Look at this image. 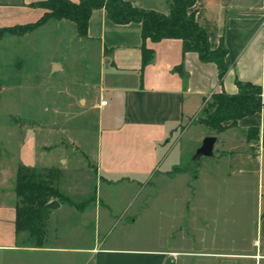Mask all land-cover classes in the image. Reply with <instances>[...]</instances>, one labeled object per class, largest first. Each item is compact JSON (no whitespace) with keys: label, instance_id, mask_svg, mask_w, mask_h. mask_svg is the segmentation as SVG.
Here are the masks:
<instances>
[{"label":"crops","instance_id":"obj_1","mask_svg":"<svg viewBox=\"0 0 264 264\" xmlns=\"http://www.w3.org/2000/svg\"><path fill=\"white\" fill-rule=\"evenodd\" d=\"M44 1L47 0H0V29L36 22L44 13L36 4ZM125 1L136 8L169 13L170 0ZM194 9L195 20L207 34L210 49H217L221 40L226 48L227 72L222 84L218 81L217 65L201 62L193 52L183 54L178 39L146 40L145 46L153 56L143 68L140 24L117 25L108 19L105 10L92 12L86 37L78 35L80 51L85 49L84 54L88 55L90 49L100 56L99 92L107 105L101 107L99 98L80 101L84 102L83 115L92 118L98 134L97 148L88 155L96 178V192L90 203L79 210L70 207L68 212L76 214L81 225H90L97 233L96 239L80 249L49 244L46 239L41 248L19 244V235L15 233V172L0 171V250L75 251L87 255V264L264 262V112L241 118L235 127L225 123L227 127L219 134L197 123L201 128L200 137L195 139L197 144L206 136L217 139L213 157L201 161L192 177L186 172L159 175L160 181L169 184L183 178V187L190 191L185 196L144 194V206H138L140 194L119 196L110 191L118 185L135 189L142 177L155 178L154 172L161 165H169L176 154L175 150L168 152V137L179 126L201 118L203 105L212 94L222 91L235 94L236 80L259 85L264 93V0H197ZM30 16L36 20H24ZM16 18L24 22L13 24ZM8 20L12 22L9 24ZM56 69L52 67V71ZM253 127L259 129V137L247 140L246 131ZM25 147L22 142L18 152L22 166L34 170L54 168L53 162L45 159L49 152L43 151L49 147L40 151L35 145L30 149ZM61 163L65 165L66 160L62 159ZM215 178L235 183L240 191L239 200H246L252 191L256 193L255 222L249 225L248 240L242 235L246 227L229 218L217 224L198 219L195 210L198 187L204 179ZM104 188L108 191L103 192ZM168 196L172 197L170 202H162ZM63 206L59 204L53 218ZM141 218L150 235L137 242L128 231ZM119 228L120 234H114ZM248 246L249 250L245 249Z\"/></svg>","mask_w":264,"mask_h":264},{"label":"rangeland","instance_id":"obj_2","mask_svg":"<svg viewBox=\"0 0 264 264\" xmlns=\"http://www.w3.org/2000/svg\"><path fill=\"white\" fill-rule=\"evenodd\" d=\"M14 20L13 24L24 22ZM24 20L33 22L36 17ZM80 43L74 23L59 24L54 19L24 36L6 32L0 35V171L15 172L16 178L18 170L24 167L18 162L22 142L28 149L35 145L37 151L49 147L43 151L49 152V158L45 159L53 162L54 168L29 169L39 176L52 177L53 186L62 197L53 201L64 205L54 218L55 210L49 211L45 239L49 244L72 249L90 246L97 236L90 225H81L80 218L68 212L70 207L79 210L78 204L82 207L90 203L96 192V178L88 155L97 148L98 134L92 118L86 119L83 115L84 102L80 101L102 100L99 92L102 84L97 71L102 61L90 49L88 55L84 54L85 49L80 51ZM53 66L57 69L52 71ZM201 118L181 125L171 133L168 152L175 150L176 155L169 165H161L154 172L155 178L142 177L135 189L118 185L110 191L119 196L122 193L140 194L138 206H144V194L163 193L174 198L189 193L183 187V178L169 184L160 181L159 175L175 176L186 172L192 177L197 173L199 163L211 158L203 157L197 163L191 161L192 154L201 144L195 142L200 137L201 128L197 123ZM62 159L66 160L65 165L61 163ZM204 180L198 187L195 206L198 219L217 224L229 218L246 227L242 235L245 234L248 240L249 225L254 221L257 207L256 193L252 191L246 200H239L240 191L235 183H224L217 178ZM170 199L172 197L168 196L162 202H170ZM188 218H191V212ZM120 231L121 228L114 234H120ZM148 232L141 218L130 228L128 235L139 242L150 235ZM18 243L31 246L34 241L27 233H21ZM245 249L249 250V246ZM86 259V254L75 251L0 250V264H87Z\"/></svg>","mask_w":264,"mask_h":264},{"label":"trees","instance_id":"obj_3","mask_svg":"<svg viewBox=\"0 0 264 264\" xmlns=\"http://www.w3.org/2000/svg\"><path fill=\"white\" fill-rule=\"evenodd\" d=\"M197 0H170L167 15L133 7L125 0H47L36 4L44 10L43 15L34 23L0 29L2 33H15L24 36L45 25L50 19L65 20L75 24L78 35L86 37L87 24L94 10L103 9L108 19L117 25L137 23L141 26V52L143 68L150 62L153 52L146 48L145 41L160 42L164 39H178L182 42L183 54L196 53L203 63H215L218 67V81L222 84L227 72L224 58L227 54L223 41L215 50L209 47L205 31L195 20ZM237 92L229 95L224 91L214 93L202 108L199 122L215 134L228 126L235 127L238 120L259 112H264V93L259 85L236 80ZM247 140L258 139L259 129L249 128ZM264 146V130L262 131ZM253 155H255L253 153ZM14 192L17 197L15 206V233H27L34 243L31 247L41 248L50 209L46 206L54 199L62 198L53 186L50 176L36 174L32 169L21 167L16 175ZM81 205H77L80 208Z\"/></svg>","mask_w":264,"mask_h":264},{"label":"water","instance_id":"obj_4","mask_svg":"<svg viewBox=\"0 0 264 264\" xmlns=\"http://www.w3.org/2000/svg\"><path fill=\"white\" fill-rule=\"evenodd\" d=\"M55 69V68H54ZM217 139L215 136H206L202 139L200 146L194 151L191 156L192 163H197L203 157H213V149ZM50 210H55L59 207L56 201H52L46 206Z\"/></svg>","mask_w":264,"mask_h":264},{"label":"built area","instance_id":"obj_5","mask_svg":"<svg viewBox=\"0 0 264 264\" xmlns=\"http://www.w3.org/2000/svg\"><path fill=\"white\" fill-rule=\"evenodd\" d=\"M99 105L101 107L106 106L107 105V102L105 100H101L100 103H99Z\"/></svg>","mask_w":264,"mask_h":264}]
</instances>
